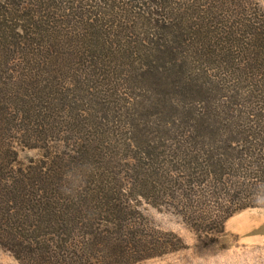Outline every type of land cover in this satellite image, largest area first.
I'll return each mask as SVG.
<instances>
[{"label":"trees","instance_id":"obj_1","mask_svg":"<svg viewBox=\"0 0 264 264\" xmlns=\"http://www.w3.org/2000/svg\"><path fill=\"white\" fill-rule=\"evenodd\" d=\"M143 204L198 235L264 209V8L0 0V245L21 264L179 251Z\"/></svg>","mask_w":264,"mask_h":264},{"label":"rangeland","instance_id":"obj_2","mask_svg":"<svg viewBox=\"0 0 264 264\" xmlns=\"http://www.w3.org/2000/svg\"><path fill=\"white\" fill-rule=\"evenodd\" d=\"M264 8V0H255ZM35 152H22L20 158H35ZM140 211L166 239L172 234L180 241L179 251L138 264H264V209H248L224 223V233L196 234L173 211L151 208ZM0 264H21L0 245Z\"/></svg>","mask_w":264,"mask_h":264}]
</instances>
